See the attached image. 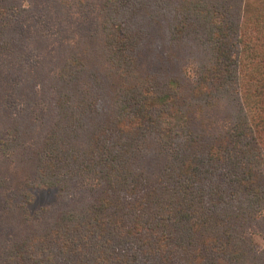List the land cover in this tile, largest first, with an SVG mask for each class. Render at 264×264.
Segmentation results:
<instances>
[{"label":"trees","instance_id":"16d2710c","mask_svg":"<svg viewBox=\"0 0 264 264\" xmlns=\"http://www.w3.org/2000/svg\"><path fill=\"white\" fill-rule=\"evenodd\" d=\"M7 2L0 59L16 42ZM74 2L60 5H98L96 37L55 72L34 142L16 120L1 142L24 175L0 177L18 229L0 264H264V0ZM147 25L185 55L161 63L192 76L143 71ZM42 188L57 203L30 214Z\"/></svg>","mask_w":264,"mask_h":264},{"label":"rangeland","instance_id":"374dc122","mask_svg":"<svg viewBox=\"0 0 264 264\" xmlns=\"http://www.w3.org/2000/svg\"><path fill=\"white\" fill-rule=\"evenodd\" d=\"M65 1L75 4V0ZM60 3H64V0H8L6 3L7 6L12 5L9 9H16L14 15L18 16L1 21L7 25L9 31L11 29L10 34L13 31L16 42L11 44V51L0 59V148L6 128L10 127L12 120L25 123L31 128L32 131L23 137V140L34 142L40 126L35 124L42 121L49 124L52 121L47 100L55 84V72L67 53L81 46H85L83 50L86 51L93 42L91 37H96L98 5H91L81 11L75 8L66 10ZM147 29L152 38L147 37L145 47L137 56L143 57L142 61L140 59L145 67L143 71L149 74L157 73L158 67L165 64L164 69L169 74H175L180 66H184L188 75L192 76L194 68L186 62L166 64L171 62V55H175L177 59L184 58L185 55L170 47L164 38L162 42L164 33L159 27L147 25ZM93 60L86 59L89 68L101 76L95 66L100 60L95 59L96 63H93ZM163 60H166V63H161ZM17 148L20 154V147ZM12 160L20 161L21 155L11 158L0 155V177L12 174L14 179H22L23 172L17 167L13 168ZM33 194L34 203L28 207L30 214L57 203V189L42 188ZM1 196L0 192V238H4L11 234L16 235L18 229L10 224L15 222L3 211Z\"/></svg>","mask_w":264,"mask_h":264}]
</instances>
